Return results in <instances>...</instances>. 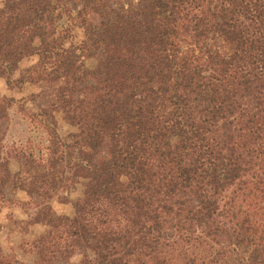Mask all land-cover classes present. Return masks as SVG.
<instances>
[{"label":"trees","instance_id":"trees-1","mask_svg":"<svg viewBox=\"0 0 264 264\" xmlns=\"http://www.w3.org/2000/svg\"><path fill=\"white\" fill-rule=\"evenodd\" d=\"M69 1L0 5V77L35 56L19 82L61 80L38 113L45 157L0 173L43 225L32 264L77 245L71 264H264V0ZM77 183L73 214H53Z\"/></svg>","mask_w":264,"mask_h":264},{"label":"rangeland","instance_id":"rangeland-1","mask_svg":"<svg viewBox=\"0 0 264 264\" xmlns=\"http://www.w3.org/2000/svg\"><path fill=\"white\" fill-rule=\"evenodd\" d=\"M4 0H0V5ZM69 6L74 15L80 5L76 0H70ZM89 18L98 21L94 13ZM76 20L63 19L59 28H69V35L65 41L68 46L74 41V35L80 34ZM78 39L75 38V43ZM74 44V42H73ZM102 54L85 60L88 66L95 65ZM36 60L35 56L24 57L10 76L0 77V173L4 168L10 172L22 167L24 158L28 153L35 157H45L50 144L44 123L48 116H38L43 105H48L55 98L56 88L61 83L60 79L54 81H38L36 83H21L20 70ZM17 80V81H16ZM90 79L85 80L88 82ZM83 82V83H84ZM42 119V120H41ZM57 119L59 117L57 116ZM58 133L64 137L70 133L72 127L59 119ZM108 155L106 144L96 149L95 159L101 160ZM193 157H188L183 164H191ZM0 194V255L8 256L6 264H32L35 254L29 251L32 239L43 230V225H27V220L34 214V207L25 201L28 199L23 189L13 187L11 182H5ZM81 193L80 184L65 186L60 189L50 201L53 214H73L72 200ZM15 220H21L16 222ZM169 232V229H167ZM83 247L77 245L73 254L66 259L56 260L53 264H71L81 255ZM0 257V258H1ZM3 261V260H2Z\"/></svg>","mask_w":264,"mask_h":264}]
</instances>
